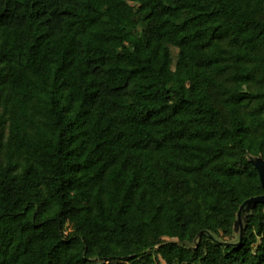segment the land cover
I'll list each match as a JSON object with an SVG mask.
<instances>
[{"label": "trees", "instance_id": "16d2710c", "mask_svg": "<svg viewBox=\"0 0 264 264\" xmlns=\"http://www.w3.org/2000/svg\"><path fill=\"white\" fill-rule=\"evenodd\" d=\"M258 159L264 0H0V264H264Z\"/></svg>", "mask_w": 264, "mask_h": 264}, {"label": "water", "instance_id": "95a60500", "mask_svg": "<svg viewBox=\"0 0 264 264\" xmlns=\"http://www.w3.org/2000/svg\"><path fill=\"white\" fill-rule=\"evenodd\" d=\"M255 166L260 174V178H261V181H262V184L264 185V159H258L257 161H255ZM264 200V195L262 196H258V197H254L248 201H246L240 208L239 210V221H240V224L242 226V219H241V214H242V210L243 208L245 207L246 204L248 203H254V202H258V201H262ZM242 230V228H241Z\"/></svg>", "mask_w": 264, "mask_h": 264}]
</instances>
